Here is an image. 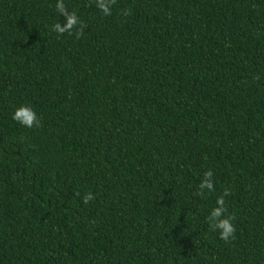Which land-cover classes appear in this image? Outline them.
Wrapping results in <instances>:
<instances>
[{
    "label": "trees",
    "instance_id": "trees-1",
    "mask_svg": "<svg viewBox=\"0 0 264 264\" xmlns=\"http://www.w3.org/2000/svg\"><path fill=\"white\" fill-rule=\"evenodd\" d=\"M0 264H264V0H0Z\"/></svg>",
    "mask_w": 264,
    "mask_h": 264
},
{
    "label": "clouds",
    "instance_id": "clouds-1",
    "mask_svg": "<svg viewBox=\"0 0 264 264\" xmlns=\"http://www.w3.org/2000/svg\"><path fill=\"white\" fill-rule=\"evenodd\" d=\"M103 7V5H102ZM106 12L108 9L105 7L104 9ZM76 23L75 19L71 16L68 17V22L67 24L61 28L59 24L55 25L56 31L63 33L66 30H69L72 28V26ZM13 119L17 120L18 122L22 123L24 126L28 128H32L34 126H39V120L37 118V115L33 109H31L28 106H21L16 109V111L13 114ZM212 175L211 171L205 173L206 179L204 182L200 185L201 189L203 188H212L213 185L210 181V178ZM202 194V193H201ZM94 199L91 195L85 198V203L88 202V200ZM219 207L215 208L212 213L211 217H215L216 220L213 223V228L214 229H221L222 231L220 232V238L227 242L230 237L234 236L235 233V227L230 223V220L232 219L231 217L226 218V219H220L222 216L223 212L226 211L224 208V201L223 197H220L217 201Z\"/></svg>",
    "mask_w": 264,
    "mask_h": 264
}]
</instances>
